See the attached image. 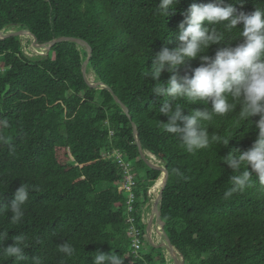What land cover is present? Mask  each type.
Listing matches in <instances>:
<instances>
[{"label": "trees", "instance_id": "obj_1", "mask_svg": "<svg viewBox=\"0 0 264 264\" xmlns=\"http://www.w3.org/2000/svg\"><path fill=\"white\" fill-rule=\"evenodd\" d=\"M210 2L220 0H180L175 13L165 18L156 10L158 0H0V30L28 29L40 44L61 36L86 40L93 49L87 73L108 87L86 81L82 66L88 52L75 42H60L48 54L30 56L22 37L0 39V231L8 233L0 253L22 233L26 259L16 264H33V256L41 264H91L97 250H115L123 264H167L165 248L147 244V224L142 222L148 190L162 172L141 158L135 122L143 150L169 171L161 218L185 264H264V188L253 175L245 191L225 199L234 173L222 161L234 148L252 146L259 116L241 120L239 106L214 115L202 124L210 135L230 140L229 145L214 142L189 153L163 130L161 121L168 118L159 114V105L164 97L152 93L171 74L163 72L161 81L144 75L159 51L180 43L179 23L187 9ZM223 3L246 13L264 7V0ZM216 27L224 40L208 49L213 57L219 48L241 42L239 28L228 32L223 24ZM200 63L199 58L188 60L181 75H191ZM110 89L127 105L131 119ZM180 103H186L184 115L211 107ZM118 154L131 163L134 174L131 213ZM23 181L40 191L29 193L24 217L12 224L5 206ZM129 214L143 231L137 254ZM65 242L75 249L71 257L58 250ZM14 259L0 255L3 264H14Z\"/></svg>", "mask_w": 264, "mask_h": 264}, {"label": "clouds", "instance_id": "obj_2", "mask_svg": "<svg viewBox=\"0 0 264 264\" xmlns=\"http://www.w3.org/2000/svg\"><path fill=\"white\" fill-rule=\"evenodd\" d=\"M180 0H158L157 12L165 18L175 13ZM243 3L244 0H238ZM207 22V26H205ZM223 24L224 30L231 32L239 28L241 42L236 46L219 48L214 57L207 53L213 44L224 40V33L216 25ZM242 25V27H239ZM179 44L173 49L164 47L152 60L151 68L145 77L161 81L163 72L170 77L157 85L152 93L162 94L164 99L159 105V114L167 116L162 123L165 132L175 135L181 146L189 153L206 149L211 143L220 142L228 146L230 140H220L216 133L210 135L202 122L212 121L214 115L222 116L239 106L241 120L255 122L258 135L247 150H231L222 161L233 170L229 177L231 187L225 193V199L237 192H243L251 185L255 175L261 188H264V7H256L251 13L238 11L234 4L202 3L192 4L179 23ZM199 58L200 66L191 75H181V68L188 60ZM172 101H176L173 105ZM203 103L211 107L203 110L194 109L189 115L182 114L186 103ZM242 165H245L242 169ZM177 175H182L176 169ZM31 191H40L35 184L22 182L14 193V199L5 207L11 211L12 224L19 223L24 217V205ZM8 233L0 231V242ZM15 243L3 250L0 255L15 258L16 262L26 259L25 236L21 233L13 237ZM59 252L71 257L75 251L72 244L65 242L58 245ZM91 264H123L124 259L115 250L96 251ZM33 264H41L39 256L32 257ZM3 264V262H0ZM63 264V261L61 262Z\"/></svg>", "mask_w": 264, "mask_h": 264}, {"label": "water", "instance_id": "obj_3", "mask_svg": "<svg viewBox=\"0 0 264 264\" xmlns=\"http://www.w3.org/2000/svg\"><path fill=\"white\" fill-rule=\"evenodd\" d=\"M9 37H22V38L23 37H32L33 45L36 48V50L42 49V50H44V53H46V54H48L50 52L51 48L55 44L60 43V42L70 41V42H75V43L79 44L80 46L84 47L86 49V51L88 52V57L85 60L83 66H82V72H83V75H84L86 81L91 86L96 87V88H108L107 85H105L102 81L91 82L89 80L88 73H87V68H88V65L90 63V59H91L92 54H93V49H92L91 45L86 40L81 39V38H77V37L61 36V37H58V38H55V39L49 41L48 43L40 44V43L37 42L36 36L28 29H18L17 30L16 27H13L11 30L6 31V32H4V30H0V39H6V38H9ZM110 91L114 95V98H115L116 102L119 103V105L121 106L123 111L131 119L130 110L127 107V105L124 104L121 101V99L117 95H115L113 93V91L111 89H110ZM132 125H133V130H134L135 137L137 139V144H138V148H139V152H140L141 158L146 162V164L148 166H150L151 168L160 170L162 172L161 176L159 177V179L162 177V182H161V186L159 188L158 196L156 197V199H155V201L153 203V207H152L153 216L151 217V220H150V226L153 224V219L155 217L157 222L160 224L162 235H163V238H164V242L162 244H154V245L159 246V247H164L165 251H167V253L170 255V257L173 260L174 264H185L184 257L180 254V252L177 250V248L173 245V243L171 242V239L169 238L168 234L166 233L165 224H164V221L161 218V205H162L161 201H162V198H163V192H164V190L166 188V185H167V182H168L169 171H168L166 166H160L158 164H155L151 160V157L148 155V153L151 154V155H153V154L143 150L141 141H140L139 136H138L139 132H138L136 123L132 122ZM153 156L156 157L155 155H153ZM158 180H157V182H158Z\"/></svg>", "mask_w": 264, "mask_h": 264}, {"label": "built area", "instance_id": "obj_4", "mask_svg": "<svg viewBox=\"0 0 264 264\" xmlns=\"http://www.w3.org/2000/svg\"><path fill=\"white\" fill-rule=\"evenodd\" d=\"M44 53V52H43ZM41 53V54H43ZM117 160L118 163L123 166L125 168V179H124V183H123V187L126 188L129 191V208L128 211L129 213H131L134 210V205L136 202V197L135 194L133 193V186L135 184L134 181V174L130 171V167H131V163L126 161L123 157H121L119 154L117 155ZM152 188L151 187L148 190V195L151 198V194H152ZM149 208V204L145 205L144 209H143V213H142V222L147 224V222L149 221L148 218L149 217V213H147V210ZM128 222L130 224V228H129V232L130 235L133 237V252L135 254H137L139 252V250L141 249V246L143 244V235L141 234V232H143L138 225L136 224V218L132 215L129 214L128 216Z\"/></svg>", "mask_w": 264, "mask_h": 264}, {"label": "rangeland", "instance_id": "obj_5", "mask_svg": "<svg viewBox=\"0 0 264 264\" xmlns=\"http://www.w3.org/2000/svg\"><path fill=\"white\" fill-rule=\"evenodd\" d=\"M16 29L18 30L19 28H16ZM9 30H11V29L4 30V32L9 31ZM22 40H23V44H24V49H25L26 53L29 54L30 56L41 54V53L44 52V50H42V49L36 50V48L33 45L32 37H23ZM44 54H46V53H43L41 55H44ZM1 68H2V65H0V69ZM88 77H89V80L91 82H95V75H94L93 72L88 73ZM151 160L155 164H158L160 166H165L164 163L162 162V160L158 159L157 157L151 158ZM140 173L143 174V172H140ZM158 193H159V189L156 192L153 191L152 194H151L152 196L150 198V201L147 203V205L148 204L150 205L148 210H147V213H149V217L148 218H150V219H148L149 221L151 220V217L153 216V209H151V208L153 207V203H154L156 197L158 196ZM148 222H147L148 243H147V240H146L145 243L150 244L149 242H151L152 244H162L164 242V238H163V235H162L160 224L157 222L155 217L153 219V224L151 226H150V222L149 223ZM142 248L145 249L144 245H143ZM165 255H166V258H167V264H174L173 260L171 259L170 255L167 253V251H165Z\"/></svg>", "mask_w": 264, "mask_h": 264}, {"label": "bare ground", "instance_id": "obj_6", "mask_svg": "<svg viewBox=\"0 0 264 264\" xmlns=\"http://www.w3.org/2000/svg\"><path fill=\"white\" fill-rule=\"evenodd\" d=\"M27 43V42H26ZM162 182V177L158 180V182L154 185L153 189H156L155 192L160 188ZM150 206V205H149ZM152 209V208H151ZM150 222V221H149ZM148 222V223H149ZM156 228V227H155ZM150 233V232H149ZM151 234V233H150Z\"/></svg>", "mask_w": 264, "mask_h": 264}]
</instances>
